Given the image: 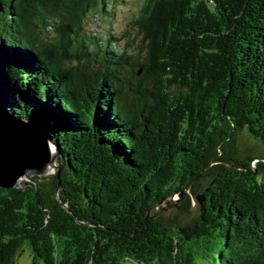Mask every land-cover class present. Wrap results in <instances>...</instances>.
Returning <instances> with one entry per match:
<instances>
[{"label": "trees", "instance_id": "16d2710c", "mask_svg": "<svg viewBox=\"0 0 264 264\" xmlns=\"http://www.w3.org/2000/svg\"><path fill=\"white\" fill-rule=\"evenodd\" d=\"M125 3L0 0V109L56 155L0 187V264H264V0H143L88 33ZM183 191L191 222L157 216Z\"/></svg>", "mask_w": 264, "mask_h": 264}, {"label": "water", "instance_id": "95a60500", "mask_svg": "<svg viewBox=\"0 0 264 264\" xmlns=\"http://www.w3.org/2000/svg\"><path fill=\"white\" fill-rule=\"evenodd\" d=\"M30 129L29 125L10 120L0 109V187L2 188L17 187L21 180L32 175H45L54 167L56 155L51 153L47 137ZM184 192L178 196L181 198ZM164 204L168 205L169 201ZM161 207L162 204L157 206V212Z\"/></svg>", "mask_w": 264, "mask_h": 264}, {"label": "rangeland", "instance_id": "374dc122", "mask_svg": "<svg viewBox=\"0 0 264 264\" xmlns=\"http://www.w3.org/2000/svg\"><path fill=\"white\" fill-rule=\"evenodd\" d=\"M126 3L122 10L115 12V17L113 19H103L102 17L91 15L89 16L87 23L88 33H97L100 36H105L107 32L115 31H130L132 27L130 26V17L134 14L136 8L142 3L143 0H124ZM239 145L242 148L252 147L260 152V148L257 145H254L249 140H240ZM51 153H53L51 149ZM251 164H254L253 162ZM169 204H162L161 209L157 212V216H162L163 220L168 223H184L191 222L195 217V197H192V202L190 207L187 210L185 207V197L181 198L178 195L170 198ZM176 203V204H174ZM30 257L29 253L24 250L19 257L16 259V264H29Z\"/></svg>", "mask_w": 264, "mask_h": 264}]
</instances>
